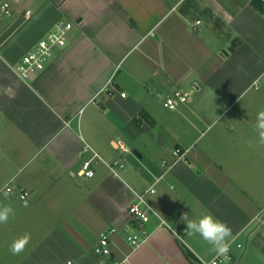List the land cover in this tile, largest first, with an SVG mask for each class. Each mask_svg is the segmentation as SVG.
Returning <instances> with one entry per match:
<instances>
[{
  "label": "crops",
  "instance_id": "1",
  "mask_svg": "<svg viewBox=\"0 0 264 264\" xmlns=\"http://www.w3.org/2000/svg\"><path fill=\"white\" fill-rule=\"evenodd\" d=\"M61 20L73 24L66 44L20 77L21 57ZM174 91L188 101L165 109ZM260 110L264 15L251 0H0V206L15 213L0 236L31 237L0 264H96L109 228L104 264H196L215 255L187 233L202 214L232 229L234 264H264ZM150 186L163 222L152 216L133 247L127 208Z\"/></svg>",
  "mask_w": 264,
  "mask_h": 264
},
{
  "label": "built area",
  "instance_id": "2",
  "mask_svg": "<svg viewBox=\"0 0 264 264\" xmlns=\"http://www.w3.org/2000/svg\"><path fill=\"white\" fill-rule=\"evenodd\" d=\"M263 4V15H264V0H261ZM7 3L1 5L2 11L5 14H9L7 9ZM199 21H196L198 24ZM73 24L69 21H59L55 24L52 30H50L45 36H43L36 45L28 52H26L20 59L16 66L17 73L20 77L26 78L30 74L42 70L46 63L51 58L55 48L63 47L66 44L67 36L69 31L72 29ZM124 96V94L122 93ZM188 94L181 91H174L171 94L165 96L162 101L164 108L169 110H175L181 104L188 101ZM88 147V146H87ZM116 147L121 150H127L125 145L121 141L116 142ZM175 156H180L182 153L179 148H175L173 151ZM97 155L94 154L89 158L83 159L79 169V174L83 177H91L94 174L92 169L93 160ZM108 167L111 168L109 165ZM10 190L9 186H6V191ZM154 186L146 188L142 193L135 194V201L132 202L127 208V214L131 220V224L128 229L130 232L126 235V240L133 247L138 246L145 241L148 232L144 228L140 227L143 224L149 222L152 216L159 218L157 212L148 201V196L155 193ZM26 191L19 193V198L25 200L27 196ZM160 219V218H159ZM161 222H163L160 219ZM138 226V227H134ZM115 231L114 228L103 230L99 234L98 244L94 248V253L100 257V260L96 264H104L103 257L109 256L111 234ZM240 245L237 244V247ZM196 264H234L233 255L231 250L226 257H217L216 254L210 259H202L198 257L195 260ZM67 264H75L73 261L68 260Z\"/></svg>",
  "mask_w": 264,
  "mask_h": 264
},
{
  "label": "clouds",
  "instance_id": "3",
  "mask_svg": "<svg viewBox=\"0 0 264 264\" xmlns=\"http://www.w3.org/2000/svg\"><path fill=\"white\" fill-rule=\"evenodd\" d=\"M253 130L256 133L258 145L264 147V110H260L257 113ZM116 210L120 211V208L117 207ZM10 216H15L13 209L6 205L0 206V224H6ZM183 219H186V215ZM187 233L190 236L199 235V237L211 246V251L214 252L217 257L227 256L233 240L230 226L211 214H202L198 218L188 221ZM30 239L31 237L29 234L17 238L12 242L9 250L13 255H19L24 251Z\"/></svg>",
  "mask_w": 264,
  "mask_h": 264
},
{
  "label": "rangeland",
  "instance_id": "4",
  "mask_svg": "<svg viewBox=\"0 0 264 264\" xmlns=\"http://www.w3.org/2000/svg\"><path fill=\"white\" fill-rule=\"evenodd\" d=\"M166 109V108H165ZM117 138H120L121 140H124V138H122L121 136H117L115 139ZM126 143V142H125ZM133 148H131L132 150ZM114 154H116L117 152H113ZM117 156H120L119 153H117ZM2 184H0V198H4V195L3 193L5 192V187L4 186H1ZM12 183L9 185V187H12ZM14 191L10 192V193H13ZM10 194H8L9 196ZM11 221H13V218L12 216L9 217V220L6 224H0V229H9L10 226L9 224L12 223ZM19 227V226H18ZM17 227V228H18ZM16 240L15 237L13 236H9V237H4V236H0V256H1V259L4 258L5 256V252H7V256L8 258H6V260H11V256H12V252L9 250L10 249V245L12 244V242ZM10 252V253H9ZM15 257L17 258L18 255H15Z\"/></svg>",
  "mask_w": 264,
  "mask_h": 264
},
{
  "label": "trees",
  "instance_id": "5",
  "mask_svg": "<svg viewBox=\"0 0 264 264\" xmlns=\"http://www.w3.org/2000/svg\"><path fill=\"white\" fill-rule=\"evenodd\" d=\"M251 4L260 12L263 14V4L261 0H251ZM140 116V120L146 118V115L144 113L141 112ZM187 255L189 256V254L187 253ZM194 264V262H193Z\"/></svg>",
  "mask_w": 264,
  "mask_h": 264
},
{
  "label": "water",
  "instance_id": "6",
  "mask_svg": "<svg viewBox=\"0 0 264 264\" xmlns=\"http://www.w3.org/2000/svg\"><path fill=\"white\" fill-rule=\"evenodd\" d=\"M135 152V151H134ZM136 154V153H135Z\"/></svg>",
  "mask_w": 264,
  "mask_h": 264
}]
</instances>
